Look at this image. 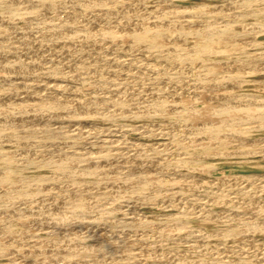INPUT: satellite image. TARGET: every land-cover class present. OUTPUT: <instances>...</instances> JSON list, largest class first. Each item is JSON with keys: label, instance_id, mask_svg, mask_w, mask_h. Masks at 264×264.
Listing matches in <instances>:
<instances>
[{"label": "bare ground", "instance_id": "bare-ground-1", "mask_svg": "<svg viewBox=\"0 0 264 264\" xmlns=\"http://www.w3.org/2000/svg\"><path fill=\"white\" fill-rule=\"evenodd\" d=\"M114 1L0 0V236L21 224L0 264H264L246 243L264 232V173L197 172L264 158V94L234 92L264 89V43L229 28L264 38V0H158L141 18L142 0Z\"/></svg>", "mask_w": 264, "mask_h": 264}, {"label": "rangeland", "instance_id": "rangeland-1", "mask_svg": "<svg viewBox=\"0 0 264 264\" xmlns=\"http://www.w3.org/2000/svg\"><path fill=\"white\" fill-rule=\"evenodd\" d=\"M114 1V0H113ZM130 0H115L114 2H111L110 6L113 8V9H123L127 6L128 2ZM132 1V0H131ZM143 1V2H142ZM140 2H138L137 4L132 2V5L130 7V13L132 15V17L130 18H141L142 16L144 15H147L148 13L152 14L153 12H155V10L158 9V5L159 2L158 0H142ZM147 1V2H146ZM168 2V1H166ZM171 3H175V4H187V3H193V4H201L203 2L205 3H210V4H213L215 2H217V0H170ZM114 3V4H113ZM142 3V4H141ZM164 3V2H163ZM162 3V5H164ZM144 4V5H143ZM161 4V3H160ZM129 5V4H128ZM161 6V5H160ZM146 8V9H145ZM128 9V8H127ZM137 10V11H136ZM135 11V12H133ZM137 14V15H136ZM219 15L223 14L222 16H224L225 12H219L218 13ZM134 15V16H133ZM230 18L227 19V17H225V20L227 21H224V22H230L231 19L229 20ZM192 28V27H190ZM229 28L230 29V33L232 35H234L233 37L236 38L234 39V41L238 40V39H241L240 37L242 36V38H245V36H247L248 39L253 38L254 42L256 44H263L264 43V38L262 36V34H259L258 32H251L249 33V35L243 30V28L240 26V25H237L235 23H233V25H231ZM188 28L186 27H183V28H173V29H170L168 31V33H166V35L168 37H171L172 40H174L175 42L178 43V39H175L177 37V34L182 31V30H186ZM177 30V31H176ZM233 30V31H232ZM170 32V33H169ZM245 33V34H244ZM237 34V35H236ZM200 37H195V36H190V37H187L185 38L184 40L180 41L179 45H181L182 48H184L185 50L187 49H190L191 46H194L196 45L198 42L197 40L199 39ZM162 40V39H161ZM235 41V42H236ZM117 47H115V52L117 53H125V55H129L131 57L133 56H138L140 53H142V51H140L139 49H137L138 47H131L129 45V42L127 40H123V41H117ZM128 44H127V43ZM222 41L220 40L219 43H216V44H220ZM196 43V44H195ZM186 44V45H185ZM239 45H241L242 43H237ZM128 45V46H127ZM129 46L130 48H136V49H129ZM127 47V48H126ZM126 48V49H125ZM119 50V52H118ZM121 50V51H120ZM125 51V52H124ZM59 53V52H58ZM135 54V55H134ZM128 56V57H129ZM219 63H216L213 61V63H211L209 65V70L210 71H214V72H217L219 71V69L221 68L220 67V64L217 65ZM191 66L192 67H196L197 66V62L195 61H192L191 62ZM90 76H88L86 78V81H89V78ZM255 79L257 78H263V76H254ZM139 84L136 83V86H138ZM234 92H240V93H244V94H248V95H253V94H264V89H259V88H256L255 86H253V84L251 85H246V84H243V83H237V87L234 89ZM199 105H202L201 102H197ZM85 120H88V118H84ZM90 120V119H89ZM159 120V121H158ZM128 122H131V121H128ZM162 120L161 119H157L156 120V123L160 126L162 125ZM157 125V126H158ZM147 137V138H146ZM134 139H139V140H142V141H146V142H156V143H159L160 139L159 137H151V136H147V135H143L141 136L140 134H131L130 135V138L129 140L130 141H133ZM127 139V141H129ZM204 142V141H202ZM201 141H199V143H195V145L197 146H194V147H188L186 150L184 149L181 150V152H183L182 155H179L178 158L180 157H184L187 159V162L185 163L186 165H189V166H192V159L194 160L195 157L196 159H198L199 157V154L201 153V147L198 146V144L202 143ZM216 150H220V149H216ZM215 149H209L208 152H215L216 151ZM189 152V153H188ZM192 153V154H191ZM194 155V156H193ZM193 156V157H191ZM190 157V159H189ZM179 158V159H180ZM204 161L203 162H200L201 165H210L211 167L213 168H206L204 170H198V174L200 175H203L204 177H207V178H212V177H215L217 175H225V174H232L234 172H237V173H264V158H260L259 156L257 155H254L253 157H250L249 159H242V161L240 160L238 163H233L231 162L230 160H227V159H218V158H204L203 159ZM189 162V163H188ZM195 164V163H194ZM193 164V165H194ZM233 165V166H231ZM145 207V208H144ZM143 209L146 211V212H149V211H152L154 210L153 208H150L148 206H144ZM2 218V216H1ZM1 221V220H0ZM10 222H8L7 224H9ZM203 223V224H202ZM202 224V225H201ZM204 223L203 221H200V220H193V219H189V221L187 222V225L188 226H192L194 228H197V227H200V226H203L206 228V230H212V228L210 226H208V224ZM12 227L9 229L8 228V232H5V234L1 235L0 236V239L1 240H4V239H8L9 236H12L16 231L20 230L21 228V224H20V219H16L15 222H13V225H11ZM13 228V229H12ZM9 234V235H8ZM3 236V237H2ZM242 240H244L243 238H240ZM246 243L249 244H252L253 241H254V246H257L259 248H262L264 250V232L260 231H254V232H251L249 234V236L247 237L246 239ZM252 240V241H250ZM245 241V240H244ZM252 243H250V242ZM256 242V243H255ZM14 247V245H12ZM11 245L9 247H12ZM184 248V247H182ZM173 249V248H172ZM8 256L4 255L2 257H0V262H2L3 260H6ZM145 257V260L146 262L148 261V259L146 258V256H143ZM142 257V258H143Z\"/></svg>", "mask_w": 264, "mask_h": 264}]
</instances>
